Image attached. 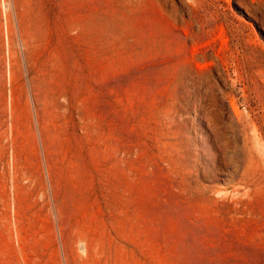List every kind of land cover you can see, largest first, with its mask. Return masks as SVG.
<instances>
[{"label": "rangeland", "instance_id": "374dc122", "mask_svg": "<svg viewBox=\"0 0 264 264\" xmlns=\"http://www.w3.org/2000/svg\"><path fill=\"white\" fill-rule=\"evenodd\" d=\"M0 264H264V0H0Z\"/></svg>", "mask_w": 264, "mask_h": 264}]
</instances>
